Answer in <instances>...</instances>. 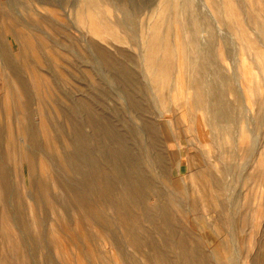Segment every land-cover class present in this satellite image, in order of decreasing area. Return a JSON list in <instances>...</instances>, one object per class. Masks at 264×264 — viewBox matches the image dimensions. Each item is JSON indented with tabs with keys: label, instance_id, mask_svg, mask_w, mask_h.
Wrapping results in <instances>:
<instances>
[{
	"label": "rangeland",
	"instance_id": "1",
	"mask_svg": "<svg viewBox=\"0 0 264 264\" xmlns=\"http://www.w3.org/2000/svg\"><path fill=\"white\" fill-rule=\"evenodd\" d=\"M149 1L145 2H157V12L167 8L162 0ZM194 1L199 5L196 20L188 7L150 19L139 0L141 4L95 0L93 20L55 21L59 32L41 35L42 46L28 56L34 84L30 115L22 108L6 115L7 73L0 57V121L5 116L14 119L22 145L2 163L8 172L0 178V264H158L151 256L159 250L164 263L183 264L177 245L181 236L192 242L185 239L190 264H264V0ZM136 9L143 13L140 18L121 21L125 12L133 14ZM200 79L211 84L213 100L223 99L233 110L234 123L220 131L209 126L193 98L191 87ZM91 118L115 126L126 138L132 132L145 133L146 123H154L175 172L172 179L190 184V173L201 166L211 180L221 181L223 190L203 192L218 196V204L226 202L221 216L226 224L213 226V217L200 202L192 214L183 212L178 206L182 199L176 202L173 197L169 205L180 225L174 224V234L165 233L143 212L158 206L145 188V201L129 209L140 214L142 221L135 230L146 241L141 249L127 243L126 225L94 190L97 178L91 165L112 168L87 123ZM74 127L92 140L88 183L82 180L86 163L76 175L77 166L68 159L75 146ZM28 128L37 144L27 135ZM78 155L87 158L81 148ZM224 169L231 173H223ZM83 191L103 213L102 220L109 222L104 228L82 216L73 193ZM4 231L11 238H3ZM193 247L204 253V259L194 254Z\"/></svg>",
	"mask_w": 264,
	"mask_h": 264
},
{
	"label": "bare ground",
	"instance_id": "2",
	"mask_svg": "<svg viewBox=\"0 0 264 264\" xmlns=\"http://www.w3.org/2000/svg\"><path fill=\"white\" fill-rule=\"evenodd\" d=\"M94 1L95 0H4V2L0 1V57L2 59V63L7 73V78L6 81L4 82V91H5L4 96L6 95L5 97L6 115H10L11 112H15L16 108L26 109L27 114L25 115H30V105L33 99L32 88L34 89L33 87L34 84L31 81L32 79H30L32 77V76L30 77V73L32 75V69L28 56L31 55V53H33L34 51H38L39 48L42 46L41 35L47 34L48 36L49 35L55 36V34L59 32V30L58 28H55L56 26L54 27L55 25L54 22L55 21L61 22V18L63 19L66 17L67 19L68 17H71L77 20L78 22H81L82 19L83 21L85 19L93 20L92 16H97L92 11V6H94L95 3ZM132 1L135 3L137 2V0H132ZM139 1L143 4V5H139V7L142 6L146 7L148 12L145 16L150 19L154 18L159 13L160 15H158V18L161 17V19L167 16L166 13L176 14L177 11H181V7H188L189 9L190 8L193 9L192 18L194 20H196L194 16L196 15L198 16L199 5L194 0H162L166 3L165 5L167 6L164 12H157V10L155 11L156 8L155 0L149 1L150 3L155 1L154 3H151L152 5H149L148 2H145L147 0H139ZM140 2L137 3L141 4ZM153 8L154 10H151ZM67 9L68 12H66ZM85 10L91 11V13L85 12ZM141 15H143V13L139 12L138 9H136L135 12H133V14L125 12L121 16V21L128 20L129 22H131L132 20H135L137 17L140 18ZM6 41H9V45L6 43ZM43 44L46 43L43 42ZM150 64H153L152 59L149 65ZM210 87L211 84L209 83V81H206L205 79L202 80L200 79V81L198 80L196 83H194L191 88L194 91L193 98L195 97L197 98L196 105H200V107L203 108L202 113L205 112L207 117L206 120L208 121L209 126L215 128V130L220 131L222 127L230 125V121H232L230 119L233 118L232 117L233 110L231 106L223 99L216 101L213 100L210 94L211 91ZM38 93L39 92H37V94ZM50 93H52V91ZM53 98H55V96ZM199 98L200 99L202 98L201 102L198 101ZM192 103L193 105L195 104V99H192ZM199 111L201 110L199 109ZM1 115L2 114H0V117ZM232 122L234 123V121ZM87 123L96 134V137L99 141V148L101 153L105 154L106 152V154L108 155V157L106 158L110 161L111 163L110 167L112 168V171H110L108 169L106 170L105 168H103V166H100L99 163L95 166L91 165V171L93 169V172H95V176L97 178L96 185H94L95 193L97 194V197L102 201V203L107 205L119 217L118 222H122L127 226V228L126 226L125 228L123 226V228L126 229V233L125 236L123 235V238H126L125 240H127V243H129L131 246L137 249H141V247L144 246L146 241V239L143 240L142 238H140L139 237L140 235L137 236L136 233L137 230L136 228L139 226L138 225L139 222L142 221L140 218L141 217L140 214L139 216L137 214L134 215L133 214L134 212H131L129 209V206L131 205H134L136 207L138 204H140L141 206V202L144 200V197L146 196L144 192L145 188L148 189L150 195L156 197L157 199L156 203H158L157 204L158 206L157 208H154V210L151 211L146 210L143 212H145L148 215L149 223L150 222H152L151 224L156 223L155 224L156 226L158 225L157 223H159L160 224L159 228L165 231V233L172 232L171 234H174L173 233L174 224L178 223L175 219L174 214L171 211L172 208L169 205L170 204L169 200L173 201L172 199L173 197L176 199V202L178 201L177 199L179 198L182 199L180 205H178L176 202L175 203L176 205L181 207L183 212H186L187 214L190 213L192 214L194 211V206H196L197 202H200L203 208L205 209V211L209 213L210 216L213 217L212 219L213 226L217 227L221 222L223 224H226V219L222 218L223 217L222 215H224L226 211V205H225L226 202H224V204L221 203L218 204L216 201V197L218 198V196H214L212 193L208 194L203 192L204 188L206 189L210 188L212 191L213 189L215 190L217 189L218 191L223 190L224 189L223 185L219 183L221 181L215 183L213 179L211 180V178L206 175L204 169L201 166L199 168L200 171L190 173L189 178H187L189 179L190 184L188 182L186 183L185 181L180 182L179 180L177 181L174 178L172 179L170 175L175 174V172L173 171V169L170 170L169 167L170 163H168L170 160H169V156L166 155L165 149L163 147V143L161 140L162 137L160 135L161 132L159 133L160 129L157 128L154 123L152 122L146 123L147 131L145 133L132 132L129 135H127V138L122 134H120L115 126L108 124V122L106 123L91 118L88 120ZM16 124L18 125L17 121ZM13 125H14V119L9 118V116H5V118H2V121H0V178L1 179L6 178L8 172L7 169L4 168L2 165L3 159L7 158L8 160H10L12 156L15 154L16 149H18V146H22L21 144L18 145L19 139L18 136L15 135ZM75 128L76 127H74V138L72 140L75 143L73 149L74 151H72L68 155V159L70 163L72 162L71 164H76L77 166V170H75L76 175H79L80 169H82L83 167L82 166L83 163L84 164L86 163L85 165L86 171L82 176V180L85 183H88L90 179L89 171H88L90 164L88 163L87 153L89 151L92 140L91 138H89V136H83V135L81 136L80 133L78 134L77 129ZM20 132L21 131L16 127V133L20 134ZM27 135L29 136L30 140L33 143L37 142L32 128H28ZM167 137L168 136L165 135V138ZM215 137L216 136H214V138ZM214 142L216 143L217 140H214ZM220 142L222 143V141ZM80 148L83 149L85 153V157L87 158L83 157L82 160L79 158L78 154ZM142 153H144V157L142 156ZM147 167L149 168L148 170H150V174L149 172L147 173L146 171ZM220 170L219 172H221ZM228 170L229 169H226L225 172L223 171V173L225 174L228 173ZM155 171L158 172L155 173ZM214 171L213 172L209 171V172L210 174H213ZM199 173L201 176L198 175ZM99 175H101V177ZM217 179L220 180L218 177ZM227 186L229 187V185ZM3 191H5V189ZM67 191L70 192L71 189L67 187ZM225 192L227 193V191ZM73 194L83 217L86 218L87 216L91 217L94 221L93 223H97L102 227L105 224L106 225L109 224V222L107 224L105 221H103L104 219L102 220L101 215H103V213L94 208L92 202L89 201L84 191L78 193L74 192ZM140 206L138 205V207ZM172 206L174 207L175 205ZM143 208L147 209L148 207L144 206ZM142 210L143 209H141V211ZM186 221L190 223L192 220L186 219ZM23 224L25 223L23 222ZM150 227H154V225ZM143 230L141 229V231ZM156 230H158V228ZM159 230L157 232H159ZM2 235L3 238L5 237L7 240L11 238V235L10 233H8V231L2 232ZM186 238L187 236L185 237V239ZM39 239L37 237L36 241H38ZM164 239L166 240L167 237ZM185 239L182 236L178 238L177 245L179 246V248L177 246L176 247L180 250L179 255L181 256V259L184 260L183 264H190L191 261L189 262L186 259V257L188 256L189 247L187 246V242ZM188 240L190 241V243H192L190 239ZM166 242H168V244L170 243V241H166ZM147 243L152 244L150 239L147 241ZM164 245L165 244H163V246ZM192 246L193 245H191V247ZM165 247L166 246H164V248ZM198 248L196 247L192 248L194 254H197V256L200 257V259H204L203 256L204 253H201L200 249ZM153 252L154 253L151 256L153 261H157L158 264H166V261L165 263L163 261L162 255L157 254L158 252L157 253L155 251ZM191 258L193 259L194 256H191ZM165 259L167 260L166 257ZM197 260L199 261L198 258ZM194 261L196 260H193V262Z\"/></svg>",
	"mask_w": 264,
	"mask_h": 264
}]
</instances>
